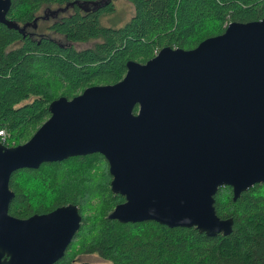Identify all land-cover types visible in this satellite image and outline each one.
<instances>
[{"label":"water","instance_id":"1","mask_svg":"<svg viewBox=\"0 0 264 264\" xmlns=\"http://www.w3.org/2000/svg\"><path fill=\"white\" fill-rule=\"evenodd\" d=\"M10 6L0 0L7 26ZM47 110L28 140L0 142V264H55L82 220L74 203L9 214L11 174L91 153L105 158L110 190L124 197L108 219L229 235L234 220L214 205L219 187L230 186L235 201L264 183V18L230 22L192 49L128 60L119 81L60 96Z\"/></svg>","mask_w":264,"mask_h":264},{"label":"trees","instance_id":"2","mask_svg":"<svg viewBox=\"0 0 264 264\" xmlns=\"http://www.w3.org/2000/svg\"><path fill=\"white\" fill-rule=\"evenodd\" d=\"M128 1L134 15L119 27H106L100 19L114 11L111 0H11L7 20L12 25L0 23V130L6 133L0 142H25L49 117L52 100L119 81L128 60L146 62L165 46L192 49L222 33L230 22L264 18V0ZM53 5L69 9L50 16L47 30L53 35L28 31V26L35 31L38 20L46 17L39 12ZM90 41L91 46L75 47ZM96 171L102 184L93 178ZM110 181L100 153L18 169L9 180L14 192L9 213L23 218L78 205L80 228L55 264H103L77 261L76 253H96L108 264H264V183L254 184L235 201L230 186L219 187L216 213L232 217L233 230L209 237L195 227L108 219L124 201L111 192ZM96 202L97 211L84 214Z\"/></svg>","mask_w":264,"mask_h":264},{"label":"rangeland","instance_id":"3","mask_svg":"<svg viewBox=\"0 0 264 264\" xmlns=\"http://www.w3.org/2000/svg\"><path fill=\"white\" fill-rule=\"evenodd\" d=\"M111 1L113 2V5H114V11L112 13H107L103 15L100 19V22L102 25L106 27H119L123 25L127 20H129L132 17V15H134L135 9H134V6L128 0H111ZM48 8H43L38 14L40 17L42 16H46V17L44 19L38 20L37 27L35 28L36 33H46V34L53 35V33H49V30H47L50 16L52 15L56 16V15H60L61 13L69 12L68 7L64 8V7L53 5ZM27 30L32 31L33 30L32 26H28ZM93 43H94L93 41H90L87 43H76L75 47L77 49H82V48L91 46ZM93 178L96 181L97 180L100 181V183L102 184L103 179L100 177L99 172L96 171V175H94ZM98 206H99V202H96L93 204L90 203L87 209L84 211V214L96 212L98 209ZM76 251H77V247L71 249L70 255L72 253H75ZM75 260L87 261V262H92V263H103V264L109 263L108 260L99 257L96 253H91V254L76 253Z\"/></svg>","mask_w":264,"mask_h":264},{"label":"built area","instance_id":"4","mask_svg":"<svg viewBox=\"0 0 264 264\" xmlns=\"http://www.w3.org/2000/svg\"><path fill=\"white\" fill-rule=\"evenodd\" d=\"M0 137H1V140H2V141L5 140L6 133L4 132V130H0Z\"/></svg>","mask_w":264,"mask_h":264},{"label":"flooded vegetation","instance_id":"5","mask_svg":"<svg viewBox=\"0 0 264 264\" xmlns=\"http://www.w3.org/2000/svg\"><path fill=\"white\" fill-rule=\"evenodd\" d=\"M30 32H32V33H34V34L36 33L35 31H30ZM30 32H29V33H30ZM79 211H80V210H79ZM8 212H9V209H8ZM48 212H49V211H48ZM48 212H46V213H48ZM9 214H10V213H9ZM35 214H39V213H35ZM41 214H42V213H41ZM32 215H33V214H32ZM30 216H31V215H30ZM27 217H29V216H27ZM27 217H23V218H27Z\"/></svg>","mask_w":264,"mask_h":264}]
</instances>
